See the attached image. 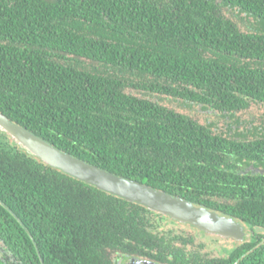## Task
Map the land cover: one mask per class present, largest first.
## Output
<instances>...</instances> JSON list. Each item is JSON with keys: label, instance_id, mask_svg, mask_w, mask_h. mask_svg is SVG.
<instances>
[{"label": "trees", "instance_id": "16d2710c", "mask_svg": "<svg viewBox=\"0 0 264 264\" xmlns=\"http://www.w3.org/2000/svg\"><path fill=\"white\" fill-rule=\"evenodd\" d=\"M225 9L244 15L245 31ZM155 96L233 122L219 134ZM252 104L264 106V0H0V113L74 157L260 229L209 259L205 240L174 229L189 224L45 164L0 129V264H264V172L251 169L264 168V132L237 117Z\"/></svg>", "mask_w": 264, "mask_h": 264}, {"label": "water", "instance_id": "95a60500", "mask_svg": "<svg viewBox=\"0 0 264 264\" xmlns=\"http://www.w3.org/2000/svg\"><path fill=\"white\" fill-rule=\"evenodd\" d=\"M0 129L32 156L45 164L126 201L141 204L175 221L189 224L211 235L242 241L245 227L232 217L220 214L191 201L118 176L62 151L0 113ZM134 264H150L136 262Z\"/></svg>", "mask_w": 264, "mask_h": 264}, {"label": "rangeland", "instance_id": "374dc122", "mask_svg": "<svg viewBox=\"0 0 264 264\" xmlns=\"http://www.w3.org/2000/svg\"><path fill=\"white\" fill-rule=\"evenodd\" d=\"M224 14L228 18L236 22L243 31H245L246 27L249 25L248 20L243 17L244 15L242 16V18L239 17L237 13H233L226 9L224 10ZM161 97L162 96H155V98H153L154 100H158L170 108H175L180 112L190 114L192 117L199 120L203 124H213L214 130L219 134L226 133L227 135L229 124L233 122V120L224 119L220 114L216 112H212L208 109H203L201 105L193 104L192 106H184L181 102L174 101L171 98L168 99L165 97ZM237 117H239L242 121L241 128L245 126L252 128L257 127L259 132H264V106H261L260 104H252L248 110L238 113ZM174 229L177 232L183 233L185 235L194 236V246H198L199 243H203L206 241L209 245L207 246V249L205 251H208L214 256L223 255L226 252L223 251L224 249L229 250L233 247L230 241H226L225 239H214L212 237L207 239L200 233H194L186 227L175 225Z\"/></svg>", "mask_w": 264, "mask_h": 264}, {"label": "flooded vegetation", "instance_id": "af4514ba", "mask_svg": "<svg viewBox=\"0 0 264 264\" xmlns=\"http://www.w3.org/2000/svg\"><path fill=\"white\" fill-rule=\"evenodd\" d=\"M251 169L252 170L254 169L255 171L261 172V173L264 172V168H253V167H251ZM168 218H170V217H168ZM170 219H172V218H170ZM241 224L245 227V232H246L245 237H244V239L242 241H239V240L234 239V238H222V237H215V236L213 237L212 235H210V234H208V233H206L204 231H201V230H199L197 228L193 229V226H191V225H188V224H185V225H188L187 228H189L194 233H200L203 237H205L207 239L212 237L214 239L215 238L216 239H225L226 241H230L231 242L233 247L231 249H229V250H225L224 249L223 251L224 252L226 251V252L223 255H215L214 256V255L210 254L209 256H207L209 259H214V258H225V257H228V256L231 255V253L233 251H235V249H237L240 246H243L245 243L251 244V243H255L256 242L257 239H256V235L255 234L260 229H256V231H255V229L251 228L250 226H248V225H246L244 223H241ZM214 239H212V240H214ZM257 245H259V244L257 243ZM249 251L250 250H248L246 252V254H248ZM163 257L165 258V255ZM136 262H147V263H150V264H173V263L164 262L163 260L161 261V259H155V258H153V259L152 258H148V259L147 258H139V259H136L135 257L134 258H129V259H124L123 261H119L118 263L119 264H134Z\"/></svg>", "mask_w": 264, "mask_h": 264}]
</instances>
